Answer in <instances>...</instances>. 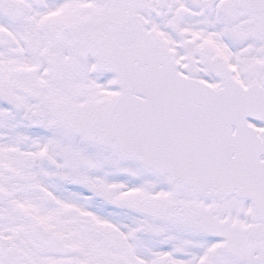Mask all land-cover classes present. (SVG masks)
Wrapping results in <instances>:
<instances>
[{
    "label": "snow or ice",
    "instance_id": "obj_1",
    "mask_svg": "<svg viewBox=\"0 0 264 264\" xmlns=\"http://www.w3.org/2000/svg\"><path fill=\"white\" fill-rule=\"evenodd\" d=\"M0 264H264V0H0Z\"/></svg>",
    "mask_w": 264,
    "mask_h": 264
}]
</instances>
